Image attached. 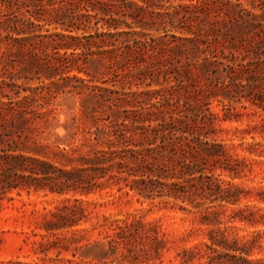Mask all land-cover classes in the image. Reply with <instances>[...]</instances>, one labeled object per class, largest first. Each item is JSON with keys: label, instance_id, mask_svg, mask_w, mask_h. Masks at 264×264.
I'll return each mask as SVG.
<instances>
[{"label": "trees", "instance_id": "obj_1", "mask_svg": "<svg viewBox=\"0 0 264 264\" xmlns=\"http://www.w3.org/2000/svg\"><path fill=\"white\" fill-rule=\"evenodd\" d=\"M64 92L80 96L79 114L51 140L54 99ZM245 102L256 109L237 108ZM260 112L264 0H0V197L72 194L40 224L65 248L84 238L77 195L116 187L212 226L207 240L183 249L181 264H264L256 255L264 231L240 235L234 225H264V206L248 202H264V186L235 181L264 163V141L252 136L241 153L218 138L221 120ZM233 130L264 136V116ZM104 220L103 239L85 244L102 263L85 264H108L111 252L133 263L165 246L142 217Z\"/></svg>", "mask_w": 264, "mask_h": 264}, {"label": "rangeland", "instance_id": "obj_2", "mask_svg": "<svg viewBox=\"0 0 264 264\" xmlns=\"http://www.w3.org/2000/svg\"><path fill=\"white\" fill-rule=\"evenodd\" d=\"M180 0H173V4ZM189 1V0H183ZM170 29V27L166 28ZM166 29L156 34H163ZM168 33H177L174 29ZM100 78H107L101 76ZM159 87V85H153ZM141 84L139 88H145ZM136 89L137 87L134 86ZM244 109L237 105L238 109L252 111L255 107L249 106ZM56 109V120L48 130V137L51 140H57L67 133L65 123L71 121L73 115L79 114L80 96L72 92H64L54 99ZM212 108L224 114L222 103L213 101ZM261 114V115H260ZM255 115H243L240 120H221L220 126L224 129L219 132L218 138L227 143H234L238 146V151L242 150L241 143L247 144L254 140L264 141V136L260 133H241L234 132V127L247 128L249 124L254 123L262 116L263 112ZM254 136V138L252 137ZM259 159H264L260 157ZM256 172L249 173L248 176L236 178L235 181L244 184L246 187L264 186V163L255 164ZM224 179H230L228 175L222 176ZM82 198L83 205L87 209V219L83 221L76 229L84 235L82 240L71 244L65 248L62 242L55 243L56 235L46 232L40 227L43 220V214L49 209H54L55 205L61 202L64 197H71L72 194L60 196L58 194L46 193L44 191L30 192L21 190L19 193L13 191L4 197H0V264H85L92 260L93 262L102 263L94 258L93 251L85 247L86 243L103 239L104 216L110 219L122 220L127 217H142L146 222L153 223L158 231L159 236L165 241V246L161 249L160 254L153 255L149 259H142L131 263L128 260L121 262L116 261L118 253H110L106 259L108 264H181V252L184 248L193 246L202 240H207V232L212 226L199 223L198 214L191 213L173 206L172 202L165 204L160 200H147L140 198L132 192L127 194L119 191L116 187L106 188L102 191L90 195H77ZM248 201L241 202V206ZM250 204L264 206V202H258L255 199L248 201ZM228 212L232 207H227ZM237 232L240 235H249L255 231H264V225L249 226L240 222H234ZM72 230H62L57 235H71ZM264 240V236L263 239ZM154 244L149 241L146 247L150 248ZM264 246V241L262 242ZM76 246L80 248L76 249ZM74 253L76 255H74ZM154 254V253H153ZM257 256H264V248L256 249ZM82 259V260H81ZM69 260H73L69 261Z\"/></svg>", "mask_w": 264, "mask_h": 264}]
</instances>
